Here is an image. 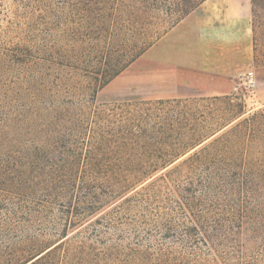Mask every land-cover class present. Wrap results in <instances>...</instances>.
<instances>
[{"label": "trees", "instance_id": "1", "mask_svg": "<svg viewBox=\"0 0 264 264\" xmlns=\"http://www.w3.org/2000/svg\"><path fill=\"white\" fill-rule=\"evenodd\" d=\"M83 1L129 26L59 34L29 15L0 46L17 78L10 107L0 94V264H264V105L97 101L206 0ZM65 35L143 41L82 58L29 44Z\"/></svg>", "mask_w": 264, "mask_h": 264}, {"label": "crops", "instance_id": "2", "mask_svg": "<svg viewBox=\"0 0 264 264\" xmlns=\"http://www.w3.org/2000/svg\"><path fill=\"white\" fill-rule=\"evenodd\" d=\"M251 13V0H206L116 79L141 81L146 68L148 81L169 80L166 99L228 95L245 84L254 58Z\"/></svg>", "mask_w": 264, "mask_h": 264}, {"label": "rangeland", "instance_id": "3", "mask_svg": "<svg viewBox=\"0 0 264 264\" xmlns=\"http://www.w3.org/2000/svg\"><path fill=\"white\" fill-rule=\"evenodd\" d=\"M83 0H0V33L4 30L5 34L0 37V46L9 47L20 42H8L11 38L16 36L14 30L22 26L29 15L39 16V28H52L54 31L60 32L67 29L77 32L86 33L88 30L95 28L106 29H121L122 27L129 26L120 20V17H108L109 6L106 4H96L86 6ZM87 3V2H86ZM251 6V5H250ZM102 14V18L98 20L97 14ZM260 18L257 19V25L260 26L257 32V42L254 40V58L252 64L247 71V75L252 72L256 79L257 87L250 90L246 85H238L228 95H211L200 94L191 99L214 98V97H243L248 110L258 108L264 105V10L260 11ZM252 25L254 19L251 13ZM253 27V26H252ZM78 34V33H77ZM80 34V33H79ZM71 35V33H70ZM60 36V35H59ZM82 37V35H78ZM10 38V39H9ZM15 38V37H14ZM65 39H60L58 42H31V46H53L58 47L62 54L70 52L75 49L72 55L76 58H82L87 54L89 46L97 45L99 43L107 45L112 42L114 47L121 48L123 45H131L133 42H142V38L123 37L116 38L112 41L104 40L96 42L78 41L76 36H66ZM16 40V39H15ZM27 44L26 42H21ZM157 43V42H155ZM108 46V45H107ZM3 51L0 50V54ZM143 56V55H142ZM141 56V57H142ZM158 66V64H156ZM158 69L159 67L155 68ZM153 70L151 69V72ZM146 68H141L139 76L141 81L132 82L128 77L116 79L103 89L98 95V103H120L130 101H154V100H168L173 91L172 86L169 85V80L158 77L152 78L148 81ZM161 73V71H160ZM16 76L11 72H5L0 76V94L4 102L11 106V101L7 97L14 88ZM240 83L239 81H237Z\"/></svg>", "mask_w": 264, "mask_h": 264}, {"label": "built area", "instance_id": "4", "mask_svg": "<svg viewBox=\"0 0 264 264\" xmlns=\"http://www.w3.org/2000/svg\"><path fill=\"white\" fill-rule=\"evenodd\" d=\"M244 85H246L247 88L250 89V90L256 89L257 84H256V81H255V78H254V74L252 72H250L247 75V78L245 80V84Z\"/></svg>", "mask_w": 264, "mask_h": 264}]
</instances>
